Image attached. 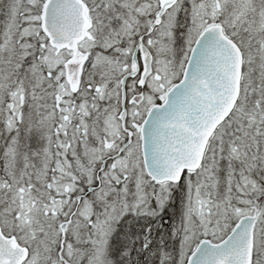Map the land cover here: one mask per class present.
Listing matches in <instances>:
<instances>
[{"label":"snow or ice","instance_id":"6c2138e0","mask_svg":"<svg viewBox=\"0 0 264 264\" xmlns=\"http://www.w3.org/2000/svg\"><path fill=\"white\" fill-rule=\"evenodd\" d=\"M0 264H264V0H0Z\"/></svg>","mask_w":264,"mask_h":264}]
</instances>
